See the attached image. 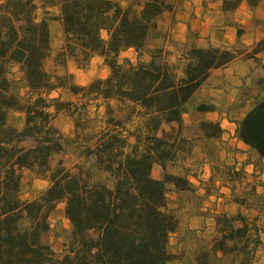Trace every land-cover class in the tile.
Returning a JSON list of instances; mask_svg holds the SVG:
<instances>
[{
  "label": "trees",
  "instance_id": "trees-1",
  "mask_svg": "<svg viewBox=\"0 0 264 264\" xmlns=\"http://www.w3.org/2000/svg\"><path fill=\"white\" fill-rule=\"evenodd\" d=\"M238 3L230 0L228 7L221 0L220 8L230 11ZM38 6L56 11L59 56L77 69L98 58L106 76L76 86L68 75L47 73L46 21H32L33 0L0 3V264H169L167 239L176 224L164 194L166 188L187 192L190 187L184 176L164 172L177 150L173 142L159 150L156 132L166 124L178 128L185 103L211 71L251 59L256 51L241 55L230 47L190 49L168 62L160 49L145 48L155 18L170 11L164 0H38ZM126 51L133 62L118 59ZM12 68L23 82L22 98L8 77ZM58 91L73 101L49 98ZM110 102L126 110L115 115ZM86 105L102 108L101 117H88ZM9 111L21 115L19 129L5 125ZM56 115L70 120L67 141L52 126ZM199 129L207 138L218 134L209 124L201 123ZM234 135L264 160V99L235 123ZM66 144L75 163L66 168L57 161L50 168ZM153 165L161 171L157 180L149 175ZM20 171L46 183L28 202L18 200ZM99 175L108 178V186L96 180ZM58 203L69 234L54 254L42 236ZM213 227L210 254L230 256L229 264H249L259 244L254 228L237 213L216 216Z\"/></svg>",
  "mask_w": 264,
  "mask_h": 264
},
{
  "label": "crops",
  "instance_id": "crops-1",
  "mask_svg": "<svg viewBox=\"0 0 264 264\" xmlns=\"http://www.w3.org/2000/svg\"><path fill=\"white\" fill-rule=\"evenodd\" d=\"M251 1L255 5L249 9L246 2L241 0L225 19L226 14L220 11L219 4L217 11L212 12L207 10L209 7L204 4L205 0H182L170 12L155 18L153 41L169 52L231 46L247 52L258 42L264 44V0ZM42 10L54 12L55 16L53 9ZM235 30L240 31L238 36H235ZM252 58L254 62L251 59H237L211 71L184 105L180 126L209 124L218 129V134L207 138L199 127L195 130L196 141L193 144L202 152L199 157H191L195 162L191 168L196 169L197 173L192 176L186 172L184 175L189 191L171 189L175 202L180 200L182 212L187 214L184 229L171 234L177 236L178 247L187 239L194 240L204 234L213 236V219L221 215L227 203L241 217V211L250 216L255 215L247 206L233 203V200L246 202L245 192L250 189H261L255 193L259 197L264 186V160L257 159L234 135L235 123L256 102L264 99V46ZM197 106L208 110L197 113L194 111ZM166 125L168 131L172 130L169 133L171 140L177 128L174 124ZM207 149L212 152L209 157L205 156ZM211 166H217L224 176L219 178L215 175ZM238 173L243 176V180L235 182L232 178ZM236 187L243 190L237 196H232Z\"/></svg>",
  "mask_w": 264,
  "mask_h": 264
},
{
  "label": "rangeland",
  "instance_id": "rangeland-1",
  "mask_svg": "<svg viewBox=\"0 0 264 264\" xmlns=\"http://www.w3.org/2000/svg\"><path fill=\"white\" fill-rule=\"evenodd\" d=\"M3 0H0V3ZM124 2L125 0H119ZM166 4L170 6V11L178 6L182 0H164ZM227 1V6H230V0ZM241 0H239L240 3ZM246 2L247 7L250 9L252 8L255 3L251 0H244ZM221 0H205L204 4L208 6V11L215 12L217 11V7L219 4V9L222 13H225V19H228V14L235 10L230 11H222L220 8ZM33 4L35 6V10L31 15V19L33 22H37L39 20H45L46 27H47V34L49 38V54L44 62V70L47 73L52 74L53 76H60L62 74L68 75L71 79V82L76 86H85L90 81L103 79L106 76V69L102 66L100 60L98 58L92 57L85 66L81 69H77L74 63L70 60H65L59 56V48H60V29L58 22L55 21L54 12H45L38 6V0H33ZM169 11V12H170ZM168 13V12H167ZM227 21V20H226ZM155 25V22H154ZM240 31L235 30V36ZM155 36L153 32L147 37L145 42V48L147 50L152 49H160L163 53L165 59L168 62H173L182 51L184 50H176V51H167L163 49L161 46L154 43ZM258 46L255 47V45ZM245 50H242L238 47L231 46V50L234 53H239L241 55L251 53V50L256 51V54L263 50L264 44L262 42H258ZM118 59H126L130 62H133V55L130 51L123 52L118 55ZM239 60H246L245 58H239ZM254 62L255 59L251 58ZM258 61V60H257ZM9 79L15 82L14 86V94L18 98H22L24 96V85L20 79V75L17 71L12 68L9 70ZM49 98H57L59 101H73L69 99L65 92L58 91L49 95ZM110 108L113 110L115 115L121 114V112L125 111L122 107L117 106L114 103H108ZM85 114L88 117H95L100 118L102 115V108L100 107H93V105H86L85 106ZM22 124V117L19 113L9 111L5 115V125L9 128L19 129ZM52 126L60 133L63 137L64 141H67L71 135V123L63 115H56L53 118ZM199 123L194 124L191 127L186 126H178L177 132L175 137L169 140L172 130L168 131L169 127L167 125L163 126L162 128L158 129L156 132V139H157V148L161 151H166L168 148V144L173 142L174 147L173 150H177L175 152L172 160L170 163L166 164L164 167V172L175 176V177H183L186 172L191 173L192 176H195L197 172L191 168L192 165L195 164L191 157H199L202 155V152L197 149L196 145L193 142L196 141V134L195 130H198ZM171 129V128H170ZM211 149H207L205 151V156L209 157L211 155ZM57 161H60L63 167L69 168L70 165L75 163L74 156L72 154L71 147L66 144L62 147V152L53 157L49 163V167L52 168ZM212 170L215 175H218L219 178L224 176L223 171L219 170L217 166H211ZM149 175L152 179L157 180L160 178L161 171L156 166H151ZM235 175V174H234ZM233 181L237 182L238 180H243V176L241 174H236L233 178ZM96 180L103 182L105 185H109L108 178L104 175H99L96 177ZM46 186L45 181L35 179L29 172L27 171H20L19 173V180H18V200L20 202H28L35 198ZM258 187V186H257ZM256 187V188H257ZM232 196H237L243 190L240 187H236L233 189ZM261 189H250L245 192L247 194L246 202L240 201L243 207L247 206L248 210L251 213H255L254 216H250V214H244L242 211L240 212L242 217L244 218L245 224L247 226H251L254 228V235L258 240V246L255 248L253 258L251 259L249 264H264V195L255 196V193H259ZM174 195L170 188H166L164 198H165V206L166 208L171 211L174 219H175V231H181L185 227L184 221L186 220L185 216L187 215L184 211L182 212V208L179 202H175ZM179 204V206H178ZM176 205V206H175ZM222 213L227 216L234 215L237 213L236 210L233 209V206L225 204ZM238 214V213H237ZM47 224L48 230L42 236V242L49 248V250L54 253L58 254L62 248L64 247V242L69 234V227L66 221L62 217V204H56L52 211L47 216ZM234 227L237 226V223L233 224ZM252 229V228H249ZM212 235L204 234L199 238H195L194 240H185L183 244L178 247L176 243L177 236L169 235L167 239V252L172 256V260L169 264H229L231 261L230 256L214 258L210 254V247L211 242L214 239V233ZM192 251V254H189ZM190 255V256H189ZM189 259H188V258ZM218 257V256H217ZM197 259V260H196ZM196 260V262H195ZM189 261V262H188ZM198 261V263H197ZM234 263H236V259H234Z\"/></svg>",
  "mask_w": 264,
  "mask_h": 264
}]
</instances>
